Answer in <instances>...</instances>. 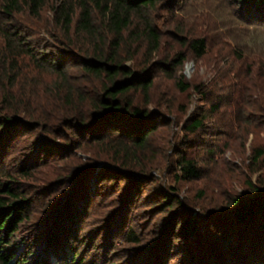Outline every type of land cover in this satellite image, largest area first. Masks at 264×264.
Returning <instances> with one entry per match:
<instances>
[{"label": "rangeland", "instance_id": "374dc122", "mask_svg": "<svg viewBox=\"0 0 264 264\" xmlns=\"http://www.w3.org/2000/svg\"><path fill=\"white\" fill-rule=\"evenodd\" d=\"M252 1L173 0L158 8L155 20L163 37L150 63L169 61L178 52L185 60L170 71L156 70L148 94H135L141 105L157 113V128L142 158L148 167L145 174L95 159L92 151L97 147L75 149L55 129L50 133L36 126L32 113L48 115L53 110V94L57 95L50 91L55 75L21 61L11 86L5 79L0 38V99L10 90L13 101L4 104L5 111L11 108L10 116L20 120L0 146V172L4 181V174L15 178L32 200L15 233V241L29 249V258H45L54 243L64 256L76 249L86 264H149L150 252L163 244L176 209L162 211L160 193L166 190L176 191L184 214L192 209L204 213V228L213 217L232 224L237 209L231 199L248 198V182L258 183L264 174V168L249 167L254 148L264 146V4L260 10ZM54 5L48 0L41 18L20 15L17 23L36 47L62 57L49 35L59 29ZM199 36L207 41L201 57L186 43ZM143 54L139 53L141 62L146 59ZM70 71L76 74V68ZM180 80L191 87L183 91L177 85ZM197 117L204 119L202 128L188 132L187 124ZM42 142L51 154L41 152ZM183 153L197 162L200 177L178 179L176 161ZM25 166L29 177L20 175ZM211 231L202 235L209 237ZM176 242L172 239L168 246L166 264H180L184 256ZM189 245L202 247L198 239Z\"/></svg>", "mask_w": 264, "mask_h": 264}, {"label": "trees", "instance_id": "16d2710c", "mask_svg": "<svg viewBox=\"0 0 264 264\" xmlns=\"http://www.w3.org/2000/svg\"><path fill=\"white\" fill-rule=\"evenodd\" d=\"M54 1L53 20L59 29L57 32L50 30L49 35L62 57L46 48L36 47L17 23L20 15L41 18L48 0H0L1 58L7 64L5 79L11 86L14 84L21 61L55 75L50 91L57 95L54 97L53 94V110L48 115L32 113L36 126L50 133L55 129L54 132L69 140L75 149L97 147L92 151L95 159H107L130 172L145 174L148 167L142 158L149 150L151 136L157 128V113H151L146 105H141L135 94L138 91L148 94L156 70L170 71L185 60V55L178 52L169 61L150 63L163 37L155 13L165 1L171 5L173 0ZM250 4L256 8L260 6L262 10L264 0H254ZM186 43L197 57L206 52L204 37H193ZM142 51L147 59L143 62L139 59ZM69 65L76 68V74L70 71ZM11 70L12 74L9 73ZM177 85L183 91L191 87L182 80ZM195 88L200 90L201 85ZM11 101V92L7 90L0 103L4 105ZM5 107H0V146L6 142L3 139L7 134L20 124L16 116H10L13 115L8 112L11 108L5 111ZM203 122L202 117L194 118L186 128L188 132H195L202 128ZM40 148L41 152L51 154L46 143L42 142ZM263 161L264 146L254 148L249 167L264 168L261 167ZM176 162L178 179L201 176L197 162L186 154H181ZM19 171L21 176L30 175V168L26 166L20 167ZM1 175L0 172V264H86L85 259L76 255V249L67 251L64 256V250L61 254L54 248V243L45 258H29V249L27 251L22 242L15 241V233L26 220L32 200L17 185L15 178L4 174V181ZM248 188L251 192L248 198L236 196L231 199L237 209L231 216L232 224L216 217L207 220L206 226L212 231L206 238L202 235L209 230L203 227L204 213L198 215L192 209L184 214L180 210L183 201L176 191H161L162 211L175 206L176 209L166 226L163 244L150 252L149 264H166L172 239L177 240V248H182L184 253L180 264H264V174L258 183L249 181ZM195 239L202 244L200 249L189 245Z\"/></svg>", "mask_w": 264, "mask_h": 264}]
</instances>
